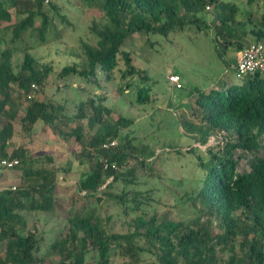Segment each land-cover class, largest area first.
Masks as SVG:
<instances>
[{"label":"trees","instance_id":"trees-1","mask_svg":"<svg viewBox=\"0 0 264 264\" xmlns=\"http://www.w3.org/2000/svg\"><path fill=\"white\" fill-rule=\"evenodd\" d=\"M80 1L88 10L103 11L108 23L101 29L96 24L92 26L96 43H84V59L64 66L61 78L77 75L96 83L105 74L109 82L117 69L123 78L135 73L143 76L145 72L133 64L132 54L123 50L126 41L141 33L168 36L188 25L206 28L199 14L210 4L218 9L215 27L226 46L234 45L240 51L251 43L264 44V6L260 17L254 18L246 11L245 19L236 22L237 5L224 0ZM254 1L249 0V4ZM44 2L37 0L35 10L22 9L18 0H0V42H5L6 30L12 32L11 47L0 48V168L6 169L2 160L18 159L20 163L11 169L21 171L23 182L0 188V264H111L117 251L131 257L134 263L140 262L143 254H153L156 260L147 264H264V74L259 73L222 89L196 90L193 118L183 112L185 133L196 142L207 145L211 137L217 139V144L206 150L190 147L187 152L197 183L194 201L202 204L200 212L207 214V220L199 216L186 222L170 219L167 214L159 216L155 211L149 216L144 211L130 223L133 232L111 233L103 217L93 209L76 207L78 196L74 194L68 214L62 218L64 224L50 247L41 252L43 238L38 231L29 229L26 214H57L59 176L43 165L45 160L52 163V156L34 159L23 146L7 150L21 108L24 113L20 122L26 134L31 135L35 125L42 122L64 141L74 139L82 145L77 157L91 163L90 170L78 181L79 192L86 197L102 201L98 195L106 190L104 195L118 202L124 213L144 209L151 199L149 192L127 190L136 178L133 170H121L129 154L125 145L119 147L115 139L117 126H128L133 120L120 116L111 126V110L105 105L107 96L81 101L73 117L84 121L93 134L85 133L80 124L65 130L66 107L35 96L53 68L48 64L38 68L29 49H18L15 43L29 31L41 41L46 39L53 22L43 10ZM11 8L18 16H27L13 22ZM54 8L58 11V7ZM37 17H41L39 27L35 24ZM5 22L11 25L4 26ZM237 24L243 27L238 33ZM248 35L253 36V41L246 43ZM16 50L24 54L18 70L12 62ZM121 60L125 70L120 68ZM33 84L38 88L34 89ZM139 94L140 98L148 97V89H140ZM113 141L116 145L110 144ZM118 181L123 184L122 191L113 193Z\"/></svg>","mask_w":264,"mask_h":264},{"label":"rangeland","instance_id":"rangeland-1","mask_svg":"<svg viewBox=\"0 0 264 264\" xmlns=\"http://www.w3.org/2000/svg\"><path fill=\"white\" fill-rule=\"evenodd\" d=\"M224 1L237 5L236 22L245 19L246 11L251 12L254 18L263 13L264 0H255L252 5L249 0ZM36 3L37 0H18L22 9L36 10ZM54 6L58 7L59 12ZM43 10L53 22L46 32V39L41 41L37 34L29 31L15 43L18 49H29L38 68L47 64L53 68L35 96L66 107L68 119L63 124L65 130L80 124L85 128V133L89 134L94 131H90L84 121L73 118L80 102L107 96L105 105L111 110L108 117L111 126H114L120 116L133 120L128 126H117L115 139L119 147L125 145L124 150L129 154L121 170H133L136 178L127 190L143 194L149 192L151 199L143 205L144 209H129L124 213L118 202L104 195L106 190L98 195L102 196V201L86 197L85 193L79 192L78 181L84 172L90 170L91 163L78 159L77 153L81 152L82 145L74 139L64 141L45 128L42 122L35 125L31 135L26 134L20 122L24 113L21 108L14 124V136L7 150L11 152L23 146L34 159L41 157L42 160L50 155L54 161L50 163L45 160L43 165L57 171L59 176L60 207L57 208V214H26L29 229L38 231L43 238L41 252L50 247L53 237L64 224L62 218L67 216L70 198L74 194L78 196L76 207L93 209V212L103 217L111 233L133 232L134 227H130V223L144 211L149 216L155 211L159 216L167 214L170 219L186 222L195 221L199 216L207 220V214L201 215L200 212L202 204L194 201L197 183L191 170L192 163H188L191 156L187 152L190 147L206 150L215 146L217 139L211 137L207 145L196 142L191 135L185 133L187 125L184 124L183 112L193 118L198 97L196 90L208 92L243 80L237 77L232 67L239 50L234 45L226 46L223 35L217 33L215 26L218 9L210 4L199 14L207 23V27L201 30L195 25H188L183 31L172 32L168 36L141 33L130 37L123 50L132 54L133 64L141 72H145L143 76L135 73L123 78L122 71L117 69L111 81H106L105 74H101L96 83L77 75L61 78L59 73L64 66L84 59V43L94 44L97 39L92 26L96 24L101 29L102 25L108 23L106 15L101 10H88L80 0H45ZM11 12L14 15L13 22L27 16V13H20L18 16L14 8H11ZM63 17L67 20H63ZM35 24L37 27L41 25V17L36 18ZM3 25L9 26L11 23L5 22ZM235 29L238 33L243 27L237 24ZM5 34V42H0L2 49L11 47V30H6ZM244 40L246 43L252 42L253 36L248 35ZM23 56V51L14 52L12 62L16 70L21 66ZM120 68H127L123 60L120 61ZM173 73L182 77V88L170 82L169 75ZM140 89H148L149 96L140 98ZM179 150L181 153H177ZM21 183V171L0 168V188ZM122 188V182L118 181L111 191L119 193ZM215 231L218 229L215 228ZM155 260L153 254H143L141 261L134 263L131 257L117 251L112 255L111 264H147Z\"/></svg>","mask_w":264,"mask_h":264},{"label":"built area","instance_id":"built-area-1","mask_svg":"<svg viewBox=\"0 0 264 264\" xmlns=\"http://www.w3.org/2000/svg\"><path fill=\"white\" fill-rule=\"evenodd\" d=\"M238 78H244L247 76H253L257 73L264 74V44L251 43L242 49L236 57L235 64L232 65ZM169 80L175 84L178 88L182 87V78L180 75L173 73L169 75ZM32 87L37 89L38 87L33 84ZM111 145H116L113 141ZM18 159L1 161V165L6 169L14 168L19 164ZM15 189V187H14Z\"/></svg>","mask_w":264,"mask_h":264},{"label":"clouds","instance_id":"clouds-1","mask_svg":"<svg viewBox=\"0 0 264 264\" xmlns=\"http://www.w3.org/2000/svg\"><path fill=\"white\" fill-rule=\"evenodd\" d=\"M244 49V48H243ZM241 51V50H240ZM240 51H238V53L240 52ZM237 57V56H236ZM182 78V77H181ZM245 78V77H244ZM243 79V78H242Z\"/></svg>","mask_w":264,"mask_h":264}]
</instances>
